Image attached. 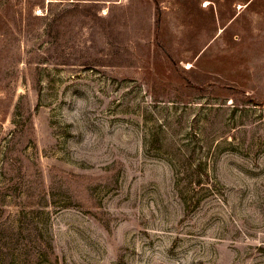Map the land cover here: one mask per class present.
Returning a JSON list of instances; mask_svg holds the SVG:
<instances>
[{
	"label": "rangeland",
	"instance_id": "rangeland-1",
	"mask_svg": "<svg viewBox=\"0 0 264 264\" xmlns=\"http://www.w3.org/2000/svg\"><path fill=\"white\" fill-rule=\"evenodd\" d=\"M0 264H264V0H0Z\"/></svg>",
	"mask_w": 264,
	"mask_h": 264
}]
</instances>
